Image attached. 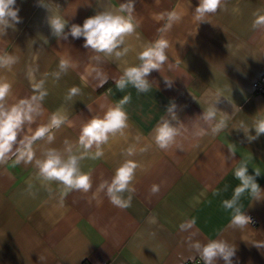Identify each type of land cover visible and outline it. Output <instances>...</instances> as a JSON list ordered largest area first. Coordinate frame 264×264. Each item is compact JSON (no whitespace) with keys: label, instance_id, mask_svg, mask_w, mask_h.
Listing matches in <instances>:
<instances>
[{"label":"crops","instance_id":"1","mask_svg":"<svg viewBox=\"0 0 264 264\" xmlns=\"http://www.w3.org/2000/svg\"><path fill=\"white\" fill-rule=\"evenodd\" d=\"M45 2L68 20L66 32L102 10L97 0ZM123 2L111 0L113 6ZM198 3L135 0V15L141 21L137 32L143 42L158 38L157 30L164 23L157 19L161 13H183L181 22L166 35L168 63L162 72L149 75L151 87L140 93L132 85L124 90L116 87L124 65L111 61L99 65L109 77L103 86L97 87L99 81L91 77L82 81L92 55L83 47V37L57 39L47 23L50 13L38 0H16L21 22L0 36V54L14 55L18 62L11 70L0 69V78L12 84L13 100L24 98L34 94L27 70L38 67L37 79L47 74L48 91L43 101L46 111L38 123H46L50 114L61 110L74 125L55 131L51 145L37 141V156L44 147L62 149L65 140L75 142L80 126L102 114L101 105L117 104L125 96L129 97L123 105L129 127L125 136L110 139L102 158L81 162L82 170L91 173L92 190L72 191L62 203L59 186H44L34 165H16L14 158L0 164V264H180L198 257L188 247L189 238L202 243L224 239L235 246L233 264H264V247L256 246L264 245V199L254 200L248 192L241 195V210L257 221L243 229L231 226L233 210L223 206L240 184L234 170L241 162L250 175H255V169L261 172L256 181L264 189V134L249 141L242 130L234 129L240 122L251 127L254 119L264 116V94L252 91V82L264 74V31L252 28L254 14H264V0H223L202 23L193 19ZM129 42L137 43L135 37ZM61 57H70L77 67L56 80L51 73L58 71ZM126 59L129 65L139 63L135 51ZM164 79L172 82L171 87ZM71 87L81 92L66 100ZM210 92L221 97L219 110L231 115L233 105L240 108L227 128L214 136L184 141L183 151L158 149L151 136L167 115V107L174 103L179 120L190 124L208 107ZM250 134L255 135V130ZM137 135L141 141L131 158L139 165L134 192L124 194L125 198L131 195V206L115 207L103 193L97 197L102 201L98 205L91 199L93 192L102 180L111 179ZM145 145H150L148 150L139 152ZM154 185L159 189L156 193L151 191ZM192 220L195 224L189 227Z\"/></svg>","mask_w":264,"mask_h":264},{"label":"clouds","instance_id":"2","mask_svg":"<svg viewBox=\"0 0 264 264\" xmlns=\"http://www.w3.org/2000/svg\"><path fill=\"white\" fill-rule=\"evenodd\" d=\"M38 3L50 13L47 23L54 37L63 40H67L69 36L73 39L83 37V47L92 55L89 57V66L80 76L82 81L91 77L99 81L97 87L103 86L109 77L99 65L111 61L117 65H124L122 75L115 79L116 87L124 90L128 85H132L140 93L149 91L151 87L149 75L154 70L162 72L165 64L168 63L167 51L170 48V42L166 35L183 19V13L179 11L161 13L157 19L163 20L164 23L157 30L158 38L143 42L140 41L137 32L141 21L135 15V0H124L118 6H113L111 0H97L102 10L86 18L82 25L72 24L67 32L65 29L68 27V20L65 16L58 12L54 13L45 0H38ZM222 3L223 0H199L193 11V19L199 23L208 22L206 17L216 13ZM18 13L16 0H0V36L6 35L7 29H14L16 24L21 22ZM252 28L264 31V14H254ZM133 37L137 41L136 44L129 42ZM133 51L139 63L129 65L126 57ZM17 62L18 57L14 55L0 54V69L11 70ZM76 67L77 64L70 57H61L58 71L51 75L59 80L62 75L67 74L69 69ZM37 73L38 67H29L26 73L34 94L15 100L12 99V84L0 78V164H5L14 158L16 165L21 163L34 165L37 170L36 178L44 186L47 187L52 183L59 186L62 203L63 196L72 191L87 194L92 190L91 173L82 170L81 162L85 159L102 158L105 154L104 146L109 143L110 139L125 136V130L129 127V117L123 105L128 102L129 97L125 96L119 103L107 107L101 105L102 114L93 115L80 126L78 139L75 142L65 140L62 149L44 147L38 157L34 148L37 141L51 145L55 140V131L63 126L73 127L74 125L68 115L61 110L50 114L46 123H38L46 111L43 101L48 91L45 87L47 74L44 78L37 79ZM165 82L171 87L172 82L167 80ZM80 92L78 87H71L65 99L72 100ZM220 102L219 94L210 92L206 99L208 107L187 125L179 120L176 105L170 104L166 109L167 115L156 125L151 140L160 150L168 151L176 148L183 151L186 140H199L209 134L214 136L220 133L227 128V122L235 111L240 109L233 105V112L229 115L218 109L217 104ZM89 110L92 111L90 108ZM234 129L242 130L249 141L255 140L264 134V116L254 119L251 127L240 122L239 128ZM252 129L255 130V135L250 134ZM134 140L135 143L124 150L123 155L126 159L116 168L111 179L102 180L93 192L91 199L96 200L98 205L102 201L97 197L103 193L115 207L126 209L131 206V195L125 198L124 194L134 192L132 182L139 165L131 158L137 154L136 145L140 143L141 137L137 135ZM148 147L150 145L140 147L138 150L143 153L148 150ZM248 169L247 164L241 162L240 166L234 170L235 178L240 181V184L235 188L233 197L223 202L226 209L233 210L234 215L231 220L233 228L243 229L251 223V218L244 214L239 205L243 193L248 192L254 200L264 199V189H261L256 181V177L260 176L261 172L255 169V175H250ZM47 190L50 193L52 191L50 187ZM158 190L155 185L151 189L153 193ZM149 222L155 221L150 220ZM194 224L195 220H192L188 226L191 227ZM181 227L183 228L184 225ZM256 246L264 247V245ZM188 247L203 264H218L219 260H223L224 264H233L235 246L224 239H211L202 243L189 238Z\"/></svg>","mask_w":264,"mask_h":264},{"label":"built area","instance_id":"3","mask_svg":"<svg viewBox=\"0 0 264 264\" xmlns=\"http://www.w3.org/2000/svg\"><path fill=\"white\" fill-rule=\"evenodd\" d=\"M252 91L255 95L264 94V74L260 75L257 79L252 82ZM251 218V224H256L257 221L255 218ZM180 264H203L199 257L182 261Z\"/></svg>","mask_w":264,"mask_h":264}]
</instances>
